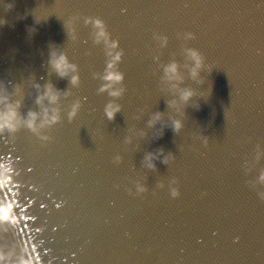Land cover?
Wrapping results in <instances>:
<instances>
[{"label":"water","instance_id":"obj_1","mask_svg":"<svg viewBox=\"0 0 264 264\" xmlns=\"http://www.w3.org/2000/svg\"><path fill=\"white\" fill-rule=\"evenodd\" d=\"M0 264H264V0H0Z\"/></svg>","mask_w":264,"mask_h":264}]
</instances>
